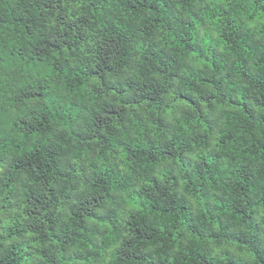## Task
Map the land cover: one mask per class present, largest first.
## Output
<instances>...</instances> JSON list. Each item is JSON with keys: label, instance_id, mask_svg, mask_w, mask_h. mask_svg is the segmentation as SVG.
Segmentation results:
<instances>
[{"label": "trees", "instance_id": "16d2710c", "mask_svg": "<svg viewBox=\"0 0 264 264\" xmlns=\"http://www.w3.org/2000/svg\"><path fill=\"white\" fill-rule=\"evenodd\" d=\"M0 264H264V0H0Z\"/></svg>", "mask_w": 264, "mask_h": 264}]
</instances>
